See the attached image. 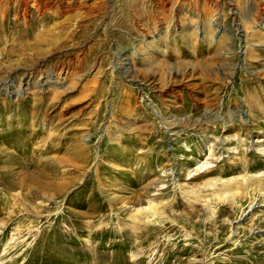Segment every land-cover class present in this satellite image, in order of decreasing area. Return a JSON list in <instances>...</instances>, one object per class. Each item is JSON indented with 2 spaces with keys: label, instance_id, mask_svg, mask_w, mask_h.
Instances as JSON below:
<instances>
[{
  "label": "rangeland",
  "instance_id": "1",
  "mask_svg": "<svg viewBox=\"0 0 264 264\" xmlns=\"http://www.w3.org/2000/svg\"><path fill=\"white\" fill-rule=\"evenodd\" d=\"M0 264H264V0H0Z\"/></svg>",
  "mask_w": 264,
  "mask_h": 264
},
{
  "label": "bare ground",
  "instance_id": "2",
  "mask_svg": "<svg viewBox=\"0 0 264 264\" xmlns=\"http://www.w3.org/2000/svg\"><path fill=\"white\" fill-rule=\"evenodd\" d=\"M24 4H25V3H24ZM248 39H249V38H248ZM248 39H247V40H248ZM247 40H246V41H247ZM248 41H249V40H248Z\"/></svg>",
  "mask_w": 264,
  "mask_h": 264
}]
</instances>
